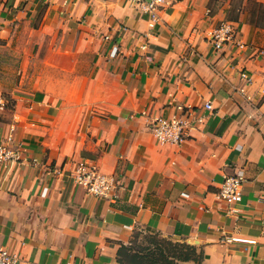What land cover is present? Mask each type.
Segmentation results:
<instances>
[{"label":"crops","instance_id":"0c3cea01","mask_svg":"<svg viewBox=\"0 0 264 264\" xmlns=\"http://www.w3.org/2000/svg\"><path fill=\"white\" fill-rule=\"evenodd\" d=\"M209 2L166 0L151 29L126 0H0V143L17 153L0 162V247L14 264H120L135 231L198 248L199 264H264V26ZM222 22L234 41L216 50ZM182 113L185 140L156 143L153 118ZM80 161L114 177L111 198L74 181ZM237 171L230 205L217 193Z\"/></svg>","mask_w":264,"mask_h":264},{"label":"built area","instance_id":"2783aa9c","mask_svg":"<svg viewBox=\"0 0 264 264\" xmlns=\"http://www.w3.org/2000/svg\"><path fill=\"white\" fill-rule=\"evenodd\" d=\"M129 6L138 13L146 15L149 28H155L159 21V14L164 7L166 0H126ZM235 29L231 23L222 22L211 33L210 38L214 49L219 50L223 45L234 41ZM238 46H241L237 43ZM144 48V47H142ZM240 78L250 82L244 71L240 72ZM204 108L211 111V103H205ZM182 111V109H181ZM186 113L171 118L155 117L152 120L150 131L156 143L165 145H179L186 137V129L189 126ZM197 122H202L203 117H198ZM17 159V153L9 150L7 146L0 143V162L6 163ZM73 179L77 184L82 185L87 193L102 198H111L117 182L112 175L101 173L95 164L88 161H80L73 169ZM242 171L224 176L220 183L217 198L234 205L241 201V191L244 183ZM18 260L15 252L7 247H0V264H14Z\"/></svg>","mask_w":264,"mask_h":264},{"label":"rangeland","instance_id":"374dc122","mask_svg":"<svg viewBox=\"0 0 264 264\" xmlns=\"http://www.w3.org/2000/svg\"><path fill=\"white\" fill-rule=\"evenodd\" d=\"M209 3L211 11L213 10L214 12H217L220 10H224L227 19L231 21L235 18L237 20L241 15L244 14L247 17V20L251 18V13H254V19H258L260 15H264V2L262 0H210ZM260 3L263 6L259 5ZM253 24L262 27L264 26V20L259 21L258 24L256 22ZM87 38V44L91 45L94 43L92 37L87 36ZM46 43L47 37L44 38L42 36H38L37 45H41L42 48L35 49L32 54H35L38 58L42 59L46 53L44 51ZM37 63H39V61H37ZM8 86H10L11 88H13L14 86L20 87L21 84L18 83L17 85ZM22 86H24V88L27 86L29 89H31L32 87L33 89L38 85L22 84ZM127 247L130 248L129 251H120V258L124 263H128V256L132 255L133 251H138L143 254H145L147 251H150L152 253L150 257L153 259H161V257H159V253H162L165 258L172 264H197V262L201 259L200 250L196 247L187 245L185 243L161 238L157 235L145 233L143 231H135L130 240V244H127ZM139 261L142 262V264H149L147 260L143 258H138V262ZM163 262L160 263L165 264Z\"/></svg>","mask_w":264,"mask_h":264},{"label":"trees","instance_id":"16d2710c","mask_svg":"<svg viewBox=\"0 0 264 264\" xmlns=\"http://www.w3.org/2000/svg\"><path fill=\"white\" fill-rule=\"evenodd\" d=\"M259 5H261V6H263L261 3L259 4ZM264 9V8H263ZM253 14L254 13H251V18H250V22L251 23H257L258 24V22L259 21H263L264 20V15L262 16V15H260L259 17H258V19H254L253 18ZM263 17V18H262ZM232 21H236V18L235 19H232ZM121 250H125V251H129L130 250V248H128L127 246H125V245H121L120 246V248H119V250H118V256H119V263L120 264H142V262H138V258H143V259H146L147 260V262L149 263V264H162V263H160V262H163V263H165V264H172L170 261H168L166 258H165V256L162 254V253H159V257H161V259H153V258H151L150 256L152 255V253L150 252V251H147L145 254H143V253H141V252H138V251H133V253H132V255H130V256H128L129 258H128V263H124L122 260H121V258H120V251ZM200 258H202V253H201V251H200ZM185 260V259H184ZM200 261H201V259H200ZM200 261H198L197 262V264H199L200 263Z\"/></svg>","mask_w":264,"mask_h":264}]
</instances>
